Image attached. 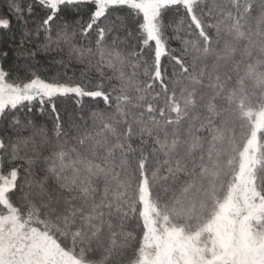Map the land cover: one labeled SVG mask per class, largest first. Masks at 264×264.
I'll return each mask as SVG.
<instances>
[{"label": "snow or ice", "instance_id": "obj_1", "mask_svg": "<svg viewBox=\"0 0 264 264\" xmlns=\"http://www.w3.org/2000/svg\"><path fill=\"white\" fill-rule=\"evenodd\" d=\"M0 264H264V0H0Z\"/></svg>", "mask_w": 264, "mask_h": 264}]
</instances>
